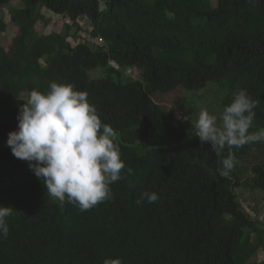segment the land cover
I'll list each match as a JSON object with an SVG mask.
<instances>
[{"label": "trees", "instance_id": "trees-1", "mask_svg": "<svg viewBox=\"0 0 264 264\" xmlns=\"http://www.w3.org/2000/svg\"><path fill=\"white\" fill-rule=\"evenodd\" d=\"M12 1L0 0V9ZM21 1L10 15L27 42L3 47L0 15V204L15 209L0 264H264V222L248 217L234 194L256 191L264 201V143L233 149L236 167L221 177L228 149L213 153L192 121L154 99L179 86L204 92L215 82L225 90L224 110L235 90L246 89L257 103L249 131L264 129V0ZM42 10L71 24L43 41L36 31ZM82 20L103 45L81 36L71 44ZM98 69L100 77L87 74ZM50 82L75 85L93 105L110 101L97 111L117 132L123 179L111 185V200L87 211L47 196L6 145L21 95L47 92ZM145 191L159 201L137 205Z\"/></svg>", "mask_w": 264, "mask_h": 264}, {"label": "clouds", "instance_id": "clouds-1", "mask_svg": "<svg viewBox=\"0 0 264 264\" xmlns=\"http://www.w3.org/2000/svg\"><path fill=\"white\" fill-rule=\"evenodd\" d=\"M232 102L220 116L202 109L195 121V136L210 145L216 155L228 149L218 169L229 177L237 161L233 149L264 143V129L250 132L256 101L246 89H237ZM17 115V130L7 134L6 145L15 158L29 169L47 189V196L87 211L112 199L111 185L123 179L117 132L102 122L87 92L73 84L50 82L47 92L32 90ZM155 192H142L137 205L154 204ZM14 208L0 204V239L10 232L8 218Z\"/></svg>", "mask_w": 264, "mask_h": 264}, {"label": "rangeland", "instance_id": "rangeland-1", "mask_svg": "<svg viewBox=\"0 0 264 264\" xmlns=\"http://www.w3.org/2000/svg\"><path fill=\"white\" fill-rule=\"evenodd\" d=\"M213 6H215V0H210ZM24 6V1L21 0H13L9 6L6 8L0 9V15L4 17V22L7 26L6 32L1 34V45L3 47H8L12 44L27 42L28 38L21 35L17 29H15L12 25V17L10 15L11 9H21ZM45 20H49L50 23L48 25L45 24ZM71 24L66 17L57 16L50 13L47 10H42V15L40 20L36 26V31L38 35L42 38L43 41H48L49 34L53 32L60 31L63 29L64 25ZM82 29L78 31V28L73 29V34H76L77 37L74 39L70 38L69 41L72 45L76 44V40L78 36H81L84 40L83 36L87 35V31H92V25L88 20L80 21L78 24ZM102 39V38H98ZM96 41V39H93ZM116 66L115 64H113ZM117 67V66H116ZM30 73L29 69H25L22 72V78L25 80ZM127 75L134 77L137 79L140 75L138 70H128ZM87 74L92 75L94 77H100L103 75V70L98 69L94 71H88ZM84 76V74H81ZM89 75V76H90ZM225 93V90L219 86L218 83L209 82L208 87L204 92H195L192 90H187L182 86L177 87L174 91L170 92L166 95H154V99L162 104L165 108L174 112L178 118L187 119L195 124V121L198 118V115L202 109H207L210 114L220 116L223 112L221 107V99ZM28 96L25 94L21 95L18 102L20 106L26 103V99ZM110 101H98L96 102V109L98 110L100 107H105ZM234 194L238 201L243 205L247 206L251 209V213L254 212L258 214V219L264 222V201L262 199V195L260 192L250 191L242 188L234 189ZM260 217V218H259ZM259 260H264V252L259 254Z\"/></svg>", "mask_w": 264, "mask_h": 264}, {"label": "built area", "instance_id": "built-area-1", "mask_svg": "<svg viewBox=\"0 0 264 264\" xmlns=\"http://www.w3.org/2000/svg\"><path fill=\"white\" fill-rule=\"evenodd\" d=\"M83 38H84V40H87L88 42L93 43V44H97V45H103L104 44L103 39L93 38L92 36H89V35H84ZM93 39H96V41H93ZM243 209H244L245 214L248 217H250L253 221L259 220L258 219V214L254 213V212L251 213V209L250 208H248L247 206L246 207L243 206Z\"/></svg>", "mask_w": 264, "mask_h": 264}]
</instances>
